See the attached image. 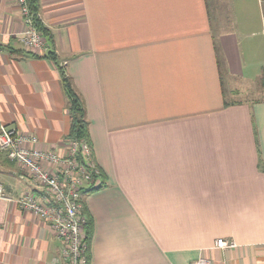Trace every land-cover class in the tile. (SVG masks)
I'll return each instance as SVG.
<instances>
[{"label":"crops","instance_id":"0c3cea01","mask_svg":"<svg viewBox=\"0 0 264 264\" xmlns=\"http://www.w3.org/2000/svg\"><path fill=\"white\" fill-rule=\"evenodd\" d=\"M257 4L242 45L213 0H39L105 179L83 195L88 264H264V98L232 99L235 82L264 79L247 43L259 33L264 45ZM22 29L15 0H0V124L65 154L59 70L22 47ZM0 181L13 197L35 190L4 151ZM59 258L43 220L0 200V264Z\"/></svg>","mask_w":264,"mask_h":264},{"label":"built area","instance_id":"2783aa9c","mask_svg":"<svg viewBox=\"0 0 264 264\" xmlns=\"http://www.w3.org/2000/svg\"><path fill=\"white\" fill-rule=\"evenodd\" d=\"M15 2L23 22L17 38L28 50L44 52L46 42L33 24L26 0ZM37 141L33 133L0 124V151L18 165L35 188L13 199L0 181V200L16 201L20 208L45 222L59 241L58 264H88L83 195L86 189L102 182L100 167L92 148L84 140H67L65 154L55 149L38 148ZM215 245L224 248L235 244L217 238ZM190 264H211V260L198 257Z\"/></svg>","mask_w":264,"mask_h":264},{"label":"trees","instance_id":"16d2710c","mask_svg":"<svg viewBox=\"0 0 264 264\" xmlns=\"http://www.w3.org/2000/svg\"><path fill=\"white\" fill-rule=\"evenodd\" d=\"M26 2L28 5L30 16L33 20V24L46 42V50L44 51V54L42 55L50 58L52 62L54 63V65H56L57 69L59 70L62 88H63L64 94L68 101L67 106H68L69 114L71 116V124H70V129L68 133L66 134V141L70 139L78 140V141L84 140L88 142V144L92 148V153H93V146H92V142H91L90 135H89L88 120L86 118V108H85L84 101L82 97L80 96V94L77 92V90L74 88L71 77L67 74L63 66H61L57 61L55 53L52 49V46L54 44L53 37L49 29L46 28L45 25L42 23V20L40 17L39 0H26ZM21 45L24 49H26L29 52L40 54L37 51L28 50L27 48L23 46V44ZM79 157L82 158L80 154H79ZM100 173H101L102 182H100L95 187L91 186L90 188L86 189L85 192L95 190L104 185L105 179H104L102 171ZM87 224H88V220H87L86 225ZM88 237H89V232L87 231L85 235V239L87 240Z\"/></svg>","mask_w":264,"mask_h":264},{"label":"rangeland","instance_id":"374dc122","mask_svg":"<svg viewBox=\"0 0 264 264\" xmlns=\"http://www.w3.org/2000/svg\"><path fill=\"white\" fill-rule=\"evenodd\" d=\"M213 1L215 2L216 5H218L219 10L221 12L223 11V13H224L223 16L227 17L230 20L231 26L233 27L234 31L238 34L239 41L242 43V45L243 44L245 45L246 44L245 37H246V35H248V33H249L248 31L250 29L245 28L246 27L245 22H246L247 17L243 14L245 11H249L250 14H253V20H254V18H257L258 10H259V5L257 4V0H213ZM222 8H223V10H222ZM243 22H244V24H243ZM254 26L257 29V25L255 22H254ZM234 35H235V33H234ZM261 38H262V36L259 35V33H256L255 36L252 35V36L247 38V43H254V45H255L256 49L259 51V53L264 55V53H263L264 52V45H263V41L261 40ZM18 41L20 42L19 39H18ZM258 51H257V53H258ZM37 52L44 54V52L42 50H37ZM258 58H261V57L258 55L257 59ZM237 82H235L234 84L240 85L241 93H239L238 95H235L232 99H240V100L248 99V100H250L251 98H255V99L264 98V79L262 80V82L257 81V83H255V84L243 83L240 81H237ZM246 85H248L249 87H246ZM244 87H246V93H245L246 96L243 95ZM23 195H24V193L19 195V196H16V197L12 196V198L16 199V198L21 197ZM12 204L19 207V205L17 204L16 201H12ZM24 211H27V210H24ZM86 229L87 228H85V235H86ZM86 243H87V240H86Z\"/></svg>","mask_w":264,"mask_h":264}]
</instances>
